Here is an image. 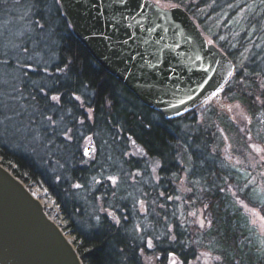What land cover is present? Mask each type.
Returning a JSON list of instances; mask_svg holds the SVG:
<instances>
[{"label":"snow or ice","instance_id":"1","mask_svg":"<svg viewBox=\"0 0 264 264\" xmlns=\"http://www.w3.org/2000/svg\"><path fill=\"white\" fill-rule=\"evenodd\" d=\"M201 2L212 11L219 6L217 0L210 3L188 0L184 7L197 9L206 19H211ZM182 3L183 0H0V9L7 10L6 5L10 4L13 16L12 28L0 32V141L7 136L28 141L34 152H43L41 159L47 157L51 161L49 166H55L56 174L52 179L56 183L67 184L73 196L81 191L91 196L96 207L89 216L90 229H116L123 233L119 241L123 247L115 249V256L107 253L108 264H153L154 260H160V264H194V261L209 258L215 264H241L243 257L238 261L236 251L243 252L247 245L235 244L236 251L213 247L198 253L195 245L199 241L195 237L183 238L188 233L185 224L176 220L169 225L165 206L169 201H181L182 195L174 196L168 188L164 191L159 188L165 180L172 183L173 178L179 180L183 174L182 187L172 191L187 193V201H192L193 197L199 199L195 191L199 181L192 179L196 165L189 168L178 161L181 173L159 175L170 171L167 161L145 160L148 153L141 147L145 142L131 127L141 119L140 113L125 109L124 122L115 118L112 122L111 113L118 108L120 97L123 95L127 101V96L118 94L115 89L109 92L103 82L87 76V65L81 66L80 56L69 46L73 36L89 44L102 42L105 51L100 60L113 65L122 80L134 85L133 95L137 99L150 97L159 105L160 116L171 112L169 122L175 117L192 116L193 123L185 125L190 141L186 146L192 151L185 159L189 162L201 159L206 151L208 159L220 160L222 169L233 170L228 175L217 176L216 180L204 179L199 191L205 192L206 188L211 191L214 187L220 193L231 194L236 207L229 224L231 219L240 220L243 214L253 225L259 221L264 228V171L253 175L257 168L264 169V146H258L254 140L249 127L253 120L244 115L241 105L234 106L248 128L247 132L240 129L244 132L248 151H241L244 159L235 163H231L232 154L228 148L224 149L221 159L218 146L210 148L205 144L202 149L199 139L204 113L224 108L222 98L234 99L237 88L247 99L252 117H256L257 112L264 116V0H251V3L233 0L220 6L221 11L226 7L233 10L235 17L247 21L242 51L237 49L239 56L236 58L240 59V64L228 67L221 64L217 53L223 58L236 56L232 49L237 45L229 44V51L225 52L218 47V42H227L228 37L220 35L219 31L205 29L210 32L207 38L199 29L188 31V25L176 19ZM166 4L169 7H165ZM149 9L152 15L148 14ZM218 22L231 32V25L239 20L224 15ZM181 29L186 33L184 46L178 42L168 43ZM189 51L192 52L190 58L199 62L198 66L183 63L181 55ZM214 65L224 70L217 71ZM36 77L46 82L41 83ZM228 110L233 109L229 107ZM152 126L153 122L149 121V130ZM88 132L92 136L87 135ZM85 140L96 145L95 152L83 146ZM112 152H119L121 166L117 168L113 162L115 171L105 174L107 163L113 160ZM160 155L163 156V152ZM244 161H247L246 167ZM141 163L144 170L133 172L132 168L139 169ZM125 164L127 169L123 167ZM150 164L154 166L149 172ZM242 167L243 175L240 174ZM77 170L91 175L78 176ZM218 180L223 182L217 183ZM146 183L151 192L141 189L139 196L127 192L128 187ZM200 203L203 210L187 213L193 218L191 223L197 234L214 225L216 217L210 218L206 213L220 207L212 201L200 200ZM141 214L145 220L151 216L153 225L162 224L163 231L146 223H136ZM216 235H219L218 229ZM241 235L248 239L246 233ZM227 239L226 230L224 240ZM146 249L153 250L151 256L146 254ZM157 249L163 253V259L156 256ZM216 251L219 254L212 256ZM189 256L193 261H189ZM243 264H252L251 257Z\"/></svg>","mask_w":264,"mask_h":264},{"label":"trees","instance_id":"2","mask_svg":"<svg viewBox=\"0 0 264 264\" xmlns=\"http://www.w3.org/2000/svg\"><path fill=\"white\" fill-rule=\"evenodd\" d=\"M176 2H179V0H176ZM187 2L188 0H183L181 7H183L191 15V17L198 23L202 31H205V34L210 35V32L205 30L209 28L211 29V32H217L213 31L215 28V30L223 28L227 32L225 36L228 37V41H219L218 46L227 52L229 51V44H236L237 48L232 49V51L236 53V56H229V58L235 64L238 63V61L240 63V59L236 58L239 56V51H237V49L242 51L241 45L244 43L243 29L247 27V21L245 18L235 17L233 10H229L224 7L223 11H221L220 7L225 5L226 2H233V0H217V5L219 6L216 7L215 11L207 8L206 3L201 2V7L205 8L206 12L211 16V19H206L205 16L197 9L185 8L184 4ZM207 2L210 3L211 0H207ZM248 2L251 3V0H248ZM8 6H10V4ZM3 11V9H0V17L9 13V11ZM217 13L220 15L217 16ZM224 15L230 16L233 20H239V23H233L231 25V32H229L228 29L221 27L218 22ZM214 20L217 22L214 23ZM209 22H211V25ZM236 33H240V35H236ZM253 38L255 39V37ZM69 46L77 55L80 56L81 66L87 65L86 74L88 77L96 80L98 83L103 82V86L107 88L109 92L115 89L118 94L124 93V95L127 96V101L124 99L123 95L120 97L119 106L111 113L110 119H119L120 122L123 123V113L125 109H127L128 112L135 110L140 113L141 119L133 122L131 127L133 132L145 142L141 144V147L145 148L149 159L154 158L156 160H160L161 163L167 161V166L170 171L166 173H159V175L172 176V173L174 172L181 173V165L177 163L178 161H186L189 168L193 167V164H195V175L192 176V179L199 181L195 189L199 199L193 197V200L189 202L195 206L202 205L200 200H203L205 203L212 201L214 204L220 205L219 208L214 209L210 213L211 217H216L214 225L201 234L193 235L188 227V222L183 221L182 217L178 214L179 205L177 201H169L165 206V210L168 213L167 222L169 225L173 224L176 220L185 224L188 228V233L185 234L183 238L184 240H190L195 237V239L199 241V243L195 245L198 248V253L201 249L206 251L213 247L216 249L227 247L229 251H236L234 248L235 244H239L241 246L246 244L247 247L244 248L243 252L236 251L238 261H240V257L242 256L243 261L241 264H243V262H247L249 257H251L252 264H264V238H262L256 230L249 226L246 216L242 214V218L240 220L231 219V223L229 224V218L234 215L236 207L233 205L231 195L227 192L220 193L214 187L211 191H207V188L205 192L199 191V188L204 186V179L209 181L216 180L217 176L228 175L233 170L222 169L220 167V160L213 162L211 159H208L206 151L203 152V158L201 159H196L192 162L185 159L188 152L192 151L186 146V144L190 143V141L185 130V125L193 123L192 116L189 115L186 119L178 117L171 119V122H169V119H166L164 116H160L159 112L144 105L126 86H124L119 80L99 65L89 53L87 48L75 36H73L69 41ZM89 61H92V63H88ZM81 78L83 79L84 77ZM35 79L39 80L41 83L46 82L41 80L40 77H36ZM73 80H75V77H73ZM125 89L128 91L125 92ZM107 94L108 93L106 92L105 95ZM234 99L242 102L251 115V111L247 107L248 101L240 95L239 88H237ZM133 105L136 106L135 109L133 108ZM252 118L255 122L257 120L260 125H264L262 122L264 116H262L259 112L256 113V117ZM115 119H112V122H115ZM149 121L153 122L151 130L148 128ZM87 135L92 136V133L88 132ZM199 139L202 149L205 144L210 148L214 147L213 137L209 132L204 131L202 128L199 132ZM10 140L11 141L6 140V142L5 140L0 141V163L12 171L14 175L23 181L30 190L33 191V187H39L46 191L49 200L54 202L53 204H56L59 209L61 220L63 222L61 225L63 231L67 234H72L71 241L75 245L83 264H108L107 253L112 252L113 256H115V249L117 247H123V245L119 243V241L123 238V233H119L116 229L107 228L101 230H91L89 227V216L94 213L96 207L91 200V196L82 191L77 192L74 196L71 195V190L68 189L67 184H59L52 179V177L56 174V168L54 165L51 167L49 166L51 161L47 157L41 159V156L43 155L34 152L31 144L26 147L24 143H15L11 138ZM89 143L92 142L85 140L83 141V146ZM93 145V152H95L96 145ZM161 152H163V156L160 155ZM111 154L113 160L107 163L105 174L115 171L112 167L113 162L117 163V168L121 166L119 152H112ZM52 161H55V157H52ZM123 167L125 169L128 168L126 164L123 165ZM139 169H144L143 163H141ZM139 169L132 168V171H137ZM210 173H215V175H210ZM75 174L86 177L91 175V173L80 172L79 170H77ZM97 178L103 179V177L100 176ZM174 180L175 178H173L172 183H168L165 180L163 185L159 188V191H164V188H168L169 193L174 196L178 195L177 191H172V189L177 188L174 184ZM222 182V180L217 181V183ZM144 191L151 192L152 190L149 185H144ZM135 192H137V190ZM152 195L155 196V192H152ZM225 197H227V199H225ZM160 202L163 203V200ZM173 212L176 213L175 217L172 216ZM160 214L163 215V213ZM141 217H138L135 222H142L143 220H141ZM150 221H152V217H150ZM144 223L147 224V222L143 221V224ZM153 226L156 227L157 231H163L162 224ZM217 229L219 230V235H216ZM226 230L228 239L225 241L224 237ZM241 233H246L248 239L246 240ZM249 249H251V251H249ZM155 251L161 253L163 256V253L158 249ZM149 252V249H146V253ZM212 254L213 256L218 255L219 251L212 252ZM189 261H193V257L189 256Z\"/></svg>","mask_w":264,"mask_h":264},{"label":"water","instance_id":"3","mask_svg":"<svg viewBox=\"0 0 264 264\" xmlns=\"http://www.w3.org/2000/svg\"><path fill=\"white\" fill-rule=\"evenodd\" d=\"M177 13V21H183L188 25V31L196 32L197 29L203 34L196 21L181 7ZM152 15V10H148ZM169 20L171 17L168 18ZM97 27H100L97 24ZM185 30L168 43L178 42L184 46ZM89 51L95 61H99L108 73L119 80L132 93L135 92L134 85L127 80H122L119 72L113 65L100 60L105 49L101 43H85L75 36ZM177 51H180L179 49ZM192 52L182 54L183 63L196 67L199 62L191 59ZM224 67L229 64L235 65L227 57L223 58L217 53ZM211 59V57L209 58ZM217 71L224 69L220 65H214ZM139 100L147 107L161 112V107L152 102L150 97H140ZM169 119L171 112L163 115ZM178 118V117H175ZM172 118V119H175ZM94 151L93 143L86 145ZM0 264H83L79 253L71 239L63 231L62 227L47 213L42 200L26 184L0 163Z\"/></svg>","mask_w":264,"mask_h":264},{"label":"rangeland","instance_id":"4","mask_svg":"<svg viewBox=\"0 0 264 264\" xmlns=\"http://www.w3.org/2000/svg\"><path fill=\"white\" fill-rule=\"evenodd\" d=\"M6 7H7V10H4L3 12L9 11V13L2 15L0 17V32H2L3 30H6V29L12 28L13 16L10 14L12 12V9L8 5H6ZM165 7H169V5L166 4ZM211 22H209L210 25H211ZM215 29L213 31H219L220 35H225L227 33L223 28H220L219 30H215ZM204 35L206 36V38L209 36L208 34H205V33H204ZM239 64L240 63L238 61V63H236L235 65L238 66ZM221 102L225 105L224 108H222V109L221 108H214L213 111H209V112L204 113V115L202 117V119H204V124L201 128L204 131L209 132L210 135L213 137L214 147L218 146V153H219L220 158L223 159L224 149L228 148V151L232 154L231 163H235L236 160H243L244 159V157L240 154L241 151H243L245 153H247V151H248V149L246 148L247 141H246V138L244 136V132L240 131L241 128H244L245 132H247L248 128H245L246 121H242L241 116L238 115V110H236L234 106L236 104L241 105V110H243L244 115L248 116L250 119L253 120V124L249 125V127L252 129V133L254 134V140L258 146H264V143H262V141H264V125L263 126L260 125L257 120H256V122H257L256 123L255 120L249 114L246 106L242 102H240L239 100H236V99L230 100V99L222 98ZM213 103L215 104V102H213ZM229 107H231L233 110L229 111L228 110ZM196 115L200 116V113L197 112ZM262 122L264 123V119L262 120ZM10 138L15 143L16 142L19 144L24 143L26 145V147H28L30 145V143L28 141H20L17 139H13L11 136L5 137V141L6 140L11 141ZM225 138H227V139H225ZM86 145H88V144H86ZM86 145L84 147H86ZM40 154L44 155L43 152H40ZM144 159L150 160L148 157H145ZM182 162L184 164H186L188 167V164L186 161H182ZM115 164H117V163L115 162ZM244 164L246 167L247 161H244ZM143 166H144V164H143ZM152 166H154V165H152V164L149 165V168H148L149 172L151 171ZM238 167H239V165H238ZM143 170L144 169H139V171H143ZM260 171H264V169L257 168L256 171L253 173V175L254 176L257 175ZM133 172H135V171H133ZM243 173H244V168L242 167L240 174L243 175ZM145 180H148L147 175H145ZM184 181H185V177L183 174H181L179 180H176V179L174 180V184L177 188H181L182 182H184ZM129 183L131 184L132 182L130 181ZM144 185H149V184L146 183V184L135 185V187H128L127 192H132L134 195L139 196L140 190L141 189L144 190ZM136 190H137V192H135ZM33 192L37 196L40 197V199L43 202V205L45 206L46 211L50 214V216L53 218V220H55L59 225H62L63 222L61 220L59 210H58L56 204H53L54 202L49 200L48 194L46 193V191L44 189L39 188V187H33ZM127 192H125V193L127 194ZM177 192H178V195H182V200L177 201V203L179 205L178 206L179 207L178 214L182 217L183 221L188 222V227L190 229V232L193 233V235H196L197 233H195L193 231V228L195 227V225H193L191 223V220L193 218L188 217L187 213L190 211L199 212V211L203 210V204L201 206H195V205L191 204L189 201L185 200V197L188 195L187 193L182 194L181 191H177ZM228 194H230V193H228ZM206 215H208L211 218L210 213H206ZM141 216H142L141 220H143L144 222H147V224H149L150 226H153V222L150 221L151 216H149L146 220L143 219V214H141ZM185 217H187V221L185 220ZM199 218L200 217L198 216L197 219H199ZM246 218L248 219L249 226L251 228H253L254 230H256V232L262 238H264V228L260 227V222L258 221L256 225H253L251 223L250 218L247 216H246ZM143 221L138 222V223L143 224ZM204 231L205 230H201V233ZM67 236L70 239H72L71 233H68ZM149 251L150 252L146 253V254L151 256L153 250H149ZM199 252H204V250L201 249V250H199ZM211 255L213 256L212 253H211ZM156 256L163 259L162 258L163 256L161 253L156 252ZM153 264H160V260H154ZM194 264H215V262L209 258L207 260L194 261Z\"/></svg>","mask_w":264,"mask_h":264},{"label":"built area","instance_id":"5","mask_svg":"<svg viewBox=\"0 0 264 264\" xmlns=\"http://www.w3.org/2000/svg\"><path fill=\"white\" fill-rule=\"evenodd\" d=\"M61 217V216H60Z\"/></svg>","mask_w":264,"mask_h":264}]
</instances>
